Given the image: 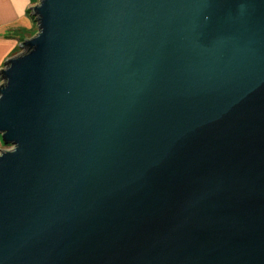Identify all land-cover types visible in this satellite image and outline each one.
I'll return each instance as SVG.
<instances>
[{"label": "water", "instance_id": "1", "mask_svg": "<svg viewBox=\"0 0 264 264\" xmlns=\"http://www.w3.org/2000/svg\"><path fill=\"white\" fill-rule=\"evenodd\" d=\"M29 16L0 69V264H264V0Z\"/></svg>", "mask_w": 264, "mask_h": 264}, {"label": "crops", "instance_id": "2", "mask_svg": "<svg viewBox=\"0 0 264 264\" xmlns=\"http://www.w3.org/2000/svg\"><path fill=\"white\" fill-rule=\"evenodd\" d=\"M30 4V0H0V69L15 55L19 43L33 35L36 24L29 16Z\"/></svg>", "mask_w": 264, "mask_h": 264}, {"label": "rangeland", "instance_id": "3", "mask_svg": "<svg viewBox=\"0 0 264 264\" xmlns=\"http://www.w3.org/2000/svg\"><path fill=\"white\" fill-rule=\"evenodd\" d=\"M36 1H37V0L31 1V2H30L31 4L29 5V7L32 6V5H34V3H35ZM36 29H37V27H35V29L32 30V33H31V34H34V33L36 32ZM0 82H1V81H0Z\"/></svg>", "mask_w": 264, "mask_h": 264}, {"label": "trees", "instance_id": "4", "mask_svg": "<svg viewBox=\"0 0 264 264\" xmlns=\"http://www.w3.org/2000/svg\"><path fill=\"white\" fill-rule=\"evenodd\" d=\"M31 36H32V35H31ZM19 51H20V49H18V50L15 52V54L18 53ZM0 80H1V79H0Z\"/></svg>", "mask_w": 264, "mask_h": 264}]
</instances>
